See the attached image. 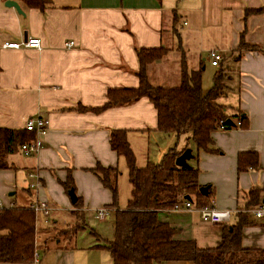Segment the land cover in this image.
<instances>
[{"label":"crops","instance_id":"crops-1","mask_svg":"<svg viewBox=\"0 0 264 264\" xmlns=\"http://www.w3.org/2000/svg\"><path fill=\"white\" fill-rule=\"evenodd\" d=\"M47 1L42 11L17 2L22 12L18 14L0 0V127L25 130L29 118L49 122L37 154H21L12 158L15 168L0 170V209L30 208L41 202L52 208L47 214H35L37 260L33 254L32 263L16 264H112L106 248L113 237L111 194L91 172L97 164L116 167L117 189L123 164L127 172L124 159L109 148L112 130L127 131L138 168L158 164L170 150L190 149L193 157L187 164L199 169L198 183L212 190L215 209L233 212L263 202L264 0ZM248 9L263 11L245 19ZM243 34L254 49L240 48ZM28 38L39 39L41 48H2L4 43ZM70 41L74 47L65 49ZM159 47L169 49L168 55L174 48L182 52L180 73L183 67L189 71L183 51H193L194 66L204 70L202 89L207 69H211V87L214 74L221 71L225 89L218 103L225 107L232 128L212 134L216 153L201 152L196 159L189 135L159 132L156 111L146 98L101 113L78 111L103 106L109 89L137 87L136 50ZM212 50L222 55L217 67L207 58ZM162 61L149 67L150 81L151 68ZM238 114L245 116L246 128L236 127ZM243 152L257 155V167L238 173L237 156ZM32 171L41 176L35 188L28 177ZM69 176L74 203L61 185ZM252 189L259 190L258 199L248 197ZM129 198L121 203L119 197L120 210ZM100 209L109 211L105 219L98 218ZM238 214L232 213L226 225L236 224ZM157 217L177 229V240H193L200 249L216 247L225 226L205 223L197 212L159 211ZM106 221L111 224L103 233L104 225L96 223ZM77 224L82 227L73 241L60 235ZM86 228L89 236L79 238ZM241 244L245 249L264 250V220L248 219Z\"/></svg>","mask_w":264,"mask_h":264},{"label":"trees","instance_id":"trees-1","mask_svg":"<svg viewBox=\"0 0 264 264\" xmlns=\"http://www.w3.org/2000/svg\"><path fill=\"white\" fill-rule=\"evenodd\" d=\"M6 1V0H3ZM26 9L42 11L47 0H13ZM262 9L246 10L245 19L258 15ZM240 48L244 51L254 49L248 46L241 35ZM138 61V86L135 88L109 89L106 103L99 108L80 107L78 111L101 113L112 107H122L146 98L156 111L157 130L177 137L189 135L199 153H216L212 148V134L218 129H231L225 107L218 103L225 85L221 71L213 77L212 87L202 89V66L194 71L183 67L180 73L181 85L166 88L154 85L149 78L148 69L155 62L164 60L169 49L141 48L136 50ZM242 128L247 127L242 114L236 116ZM33 134L26 130L0 127V170L15 168L12 158L21 155L20 147L32 140ZM109 148L122 157L127 169V179L131 186L130 198L123 210L119 209L117 179L119 170L99 164L91 170L101 185L111 194L108 205L113 210V237L107 245L112 264H154L169 261H188L192 264H264V250L242 247V230L248 224V217L239 213L234 225L221 229L216 247L200 249L193 240L179 241L175 238L177 229L157 217L159 211H169L175 205L191 198L196 209L213 207L214 194L211 189L204 195L198 183L199 169L189 166L177 167L175 159L181 154L176 150L167 152L158 164H148L138 168L135 156L127 141V131L112 130L108 139ZM257 155L243 152L237 156V172H245L257 167ZM68 192L73 188L69 176L61 183ZM259 190L248 192L249 198L258 199ZM78 202L75 203L77 205ZM257 203L250 207L256 206ZM82 224L69 227L60 232L68 241H73ZM36 216L31 208H6L0 210V263H32L35 251Z\"/></svg>","mask_w":264,"mask_h":264},{"label":"built area","instance_id":"built-area-1","mask_svg":"<svg viewBox=\"0 0 264 264\" xmlns=\"http://www.w3.org/2000/svg\"><path fill=\"white\" fill-rule=\"evenodd\" d=\"M65 49H71L74 47L73 42H66ZM35 48L40 49L41 48V42L37 38H28L26 41L22 43H14V42H7L2 45V48L4 49H19V48ZM208 61L211 66L217 67L219 63L222 61V55L218 51H209L207 55ZM49 122L40 118H29L27 119L24 129L27 132H30L33 134V139L23 144L20 147V152L24 157H31L35 154H37L40 149L42 148V138L46 136L47 130H48ZM241 123L237 121L236 127H240ZM28 177L30 180H32V183L30 184L31 188H35L39 181L41 176L37 171H32L28 173ZM1 206V201H0ZM31 210L37 214V213H43L47 214L48 212L52 211V208L45 202H41L38 204H34L31 207ZM1 210V209H0ZM169 211L173 212H197L201 218V220L205 223L213 224V225H226L230 222V218L232 213H242L247 215L249 220L252 221H258V220H264V202L245 209V210H236V211H228V210H218L213 207L208 208H202V209H196L192 206L191 202L184 200L181 204L175 205L172 209ZM109 211L107 209H100L98 210V218L100 220L105 219L108 215ZM38 254L35 252L34 254V261L37 260Z\"/></svg>","mask_w":264,"mask_h":264},{"label":"rangeland","instance_id":"rangeland-1","mask_svg":"<svg viewBox=\"0 0 264 264\" xmlns=\"http://www.w3.org/2000/svg\"><path fill=\"white\" fill-rule=\"evenodd\" d=\"M185 55V62L187 66L189 67V71H194L196 69V66H194V60H195V54L193 51H183ZM182 56V52L178 51L176 48L166 57L160 64L156 65L155 67H152L150 70V77L151 81L154 85L166 87V88H178L181 85V77H180V67L182 65V60L180 61V58ZM198 68V67H197ZM209 68V67H208ZM204 69V68H203ZM208 72L206 71L203 74V90H208L211 87V80L212 76L209 74L211 69ZM204 72V70H203ZM202 72V73H203ZM210 76H209V75ZM223 101V99H221ZM220 99L218 100L220 103H222ZM190 145H192L190 143ZM122 177L119 179L118 182V197L121 199V203H124L127 198H129V191H130V185L127 179V172L125 170L124 164L122 168ZM176 215L175 213L169 214ZM112 217V215H110ZM108 221L104 223H96L99 224V226L102 224L103 227V233L105 231H109L110 224L112 222L107 223ZM93 228L97 231V229L89 223V228ZM86 228L82 233L79 234V238L83 237L84 239L89 236L90 229ZM79 242H81V239H79Z\"/></svg>","mask_w":264,"mask_h":264},{"label":"water","instance_id":"water-1","mask_svg":"<svg viewBox=\"0 0 264 264\" xmlns=\"http://www.w3.org/2000/svg\"><path fill=\"white\" fill-rule=\"evenodd\" d=\"M4 5H5L6 7H8V8H13V9H15L16 12H17L18 14H22L21 9H20V7H19V5L17 4L16 1H13V0H6L5 3H4ZM227 123H228L229 125H231L230 120H228ZM192 157H193V156H192V154H191V150H190V149H186V150L183 151V153H181V154L175 159V165H176L177 167L186 168V167H188L187 162H188ZM207 191H208V187H202V188H200V192H201L202 194H204V195L207 193ZM68 195H69V197H70L72 203H74L75 200H76V198H75V194H74L73 189H70V190L68 191ZM184 200H187V201L191 202V198H190L189 196H185V197H184ZM263 202H264V200H263Z\"/></svg>","mask_w":264,"mask_h":264}]
</instances>
